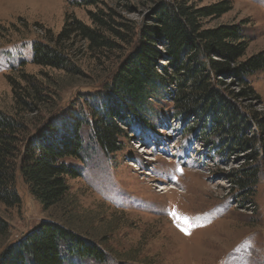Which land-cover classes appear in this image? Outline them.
<instances>
[{
	"label": "rangeland",
	"instance_id": "374dc122",
	"mask_svg": "<svg viewBox=\"0 0 264 264\" xmlns=\"http://www.w3.org/2000/svg\"><path fill=\"white\" fill-rule=\"evenodd\" d=\"M219 4L227 10L205 14ZM163 6L192 13L198 32L240 27L243 54L210 57L227 59L230 69L217 71L207 56L200 59L207 63L208 88L243 117L241 138H220L213 118L177 106L176 98L188 93L192 82L180 88L173 78H185L183 66L176 76L164 56L154 69L158 75L162 69L172 72V80L157 78L138 113L122 104L114 79L141 45L142 32L160 26L157 9ZM74 19L107 44L96 46L78 33L59 41L57 34ZM34 41L58 45L66 68L33 64ZM156 41L164 54L166 42ZM262 52L264 0H0V110L23 119L28 137L45 129L60 132L77 120L83 148L78 158L68 159L79 176L66 177L68 189L54 204L44 205L16 174L19 203L0 202L7 226L0 234V256L41 222L53 221L104 255L102 261L65 264H264V135L259 128L264 69L249 76L231 73ZM27 74L40 98L29 99L22 112L14 105L12 82L23 84ZM111 109L110 119L122 130L116 137L121 149L113 152L101 148L92 128Z\"/></svg>",
	"mask_w": 264,
	"mask_h": 264
},
{
	"label": "trees",
	"instance_id": "16d2710c",
	"mask_svg": "<svg viewBox=\"0 0 264 264\" xmlns=\"http://www.w3.org/2000/svg\"><path fill=\"white\" fill-rule=\"evenodd\" d=\"M157 10L160 26L151 28V32H142L141 45L124 61L114 79L116 91L123 97L122 104L138 113L143 109L146 97L152 92L154 84H157L156 79L170 82L173 73L177 76V71L183 66L185 78L177 80L174 77V82H177L180 88L185 87L186 80L192 83L188 86V93L176 98L177 106L183 111L213 118L216 123L214 130L220 138H241L244 127L240 123L244 120L243 117L227 106L228 102L218 91L208 88V76L203 74L207 63L200 59L204 54L209 58L210 68L217 71L230 69L227 59L224 62L211 61L210 57L214 54L230 59L241 56L246 45L245 41L241 40L240 27L221 25L198 32L193 14L186 13L183 8L163 6ZM226 10V6L219 4L207 8L204 12L221 14ZM93 16L96 22L104 23L98 15ZM76 33L88 38L96 46L107 44L108 41L77 19L67 21L57 34V39H68ZM158 38H163L166 42L164 54L152 43L157 42ZM58 47L34 41L32 63L57 70L65 69L67 59L64 58V51ZM160 56H164L176 72L168 73L166 69H162L163 75H158L154 63ZM186 58L187 63L182 65ZM189 62L193 63L191 67H188ZM263 69L264 52L233 67L231 73L239 77L249 76ZM22 78L21 85L16 83L15 86V82H12V94L15 107L25 112L31 104L28 100H39L40 93L30 80L31 75H23ZM31 86L35 90L31 89ZM112 113V109L106 110V117L100 116L99 121L92 127L97 143L110 152L121 149L116 146V137L122 132L110 119ZM259 123L264 135V119ZM80 126L79 121L71 120L60 132L45 129L28 137V124L23 119L0 110V202L6 206L19 203L15 186L16 174L44 205L58 202L68 189L66 177L79 176L68 159L78 158L83 150L79 138ZM6 228V222L0 218V234L4 233ZM103 257L102 251L96 245L85 243L75 232L56 222L43 221L4 251L0 256V264H65L70 259L90 258L102 261Z\"/></svg>",
	"mask_w": 264,
	"mask_h": 264
},
{
	"label": "bare ground",
	"instance_id": "6f19581e",
	"mask_svg": "<svg viewBox=\"0 0 264 264\" xmlns=\"http://www.w3.org/2000/svg\"><path fill=\"white\" fill-rule=\"evenodd\" d=\"M164 189V188H163Z\"/></svg>",
	"mask_w": 264,
	"mask_h": 264
}]
</instances>
